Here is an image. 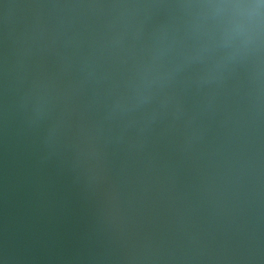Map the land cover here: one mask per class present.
Returning a JSON list of instances; mask_svg holds the SVG:
<instances>
[{"label":"water","instance_id":"water-1","mask_svg":"<svg viewBox=\"0 0 264 264\" xmlns=\"http://www.w3.org/2000/svg\"><path fill=\"white\" fill-rule=\"evenodd\" d=\"M0 264H264V0H0Z\"/></svg>","mask_w":264,"mask_h":264}]
</instances>
